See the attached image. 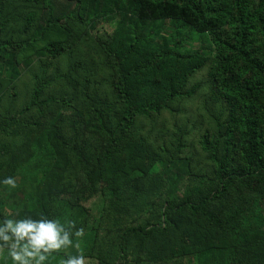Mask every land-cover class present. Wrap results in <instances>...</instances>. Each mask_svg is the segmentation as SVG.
<instances>
[{
  "label": "trees",
  "instance_id": "trees-1",
  "mask_svg": "<svg viewBox=\"0 0 264 264\" xmlns=\"http://www.w3.org/2000/svg\"><path fill=\"white\" fill-rule=\"evenodd\" d=\"M42 217L46 264H264V0H0V224Z\"/></svg>",
  "mask_w": 264,
  "mask_h": 264
},
{
  "label": "clouds",
  "instance_id": "clouds-1",
  "mask_svg": "<svg viewBox=\"0 0 264 264\" xmlns=\"http://www.w3.org/2000/svg\"><path fill=\"white\" fill-rule=\"evenodd\" d=\"M3 183L16 187V180L12 177L5 178ZM83 234V229L75 232L76 236ZM72 235L59 220L5 218L0 224V251L6 248L13 264H46L52 253L73 246ZM75 247L79 248V245ZM62 264H89V260L78 252L67 256Z\"/></svg>",
  "mask_w": 264,
  "mask_h": 264
},
{
  "label": "rangeland",
  "instance_id": "rangeland-1",
  "mask_svg": "<svg viewBox=\"0 0 264 264\" xmlns=\"http://www.w3.org/2000/svg\"><path fill=\"white\" fill-rule=\"evenodd\" d=\"M56 9L58 12H60V14L63 12L59 6V4L57 3V6H56ZM111 28L112 26L110 25H105V24H98V25H95L94 28H91L90 31H89V36L88 38H91V41L88 42V44H90L91 42H95L97 38H106L109 34V32L111 31ZM201 43H203V45L206 47V48H210V40L208 39H204V40H196L194 43H193V46H200ZM87 44V45H88ZM21 87L23 88V84L21 85ZM9 203V202H8ZM8 211L10 210V207H7ZM79 249L81 250H85L83 244L79 243ZM5 254H7V249H4L3 251H0V264H6L5 263ZM89 260V264H96V261L94 259H91V258H88Z\"/></svg>",
  "mask_w": 264,
  "mask_h": 264
}]
</instances>
